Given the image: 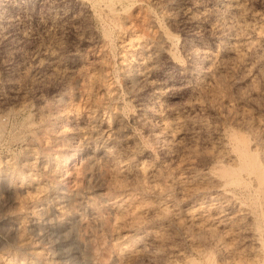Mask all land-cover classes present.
I'll use <instances>...</instances> for the list:
<instances>
[{"label": "rangeland", "instance_id": "rangeland-1", "mask_svg": "<svg viewBox=\"0 0 264 264\" xmlns=\"http://www.w3.org/2000/svg\"><path fill=\"white\" fill-rule=\"evenodd\" d=\"M263 38L264 0H0V264H224L175 221L261 210L220 182L235 146L260 162Z\"/></svg>", "mask_w": 264, "mask_h": 264}, {"label": "bare ground", "instance_id": "bare-ground-1", "mask_svg": "<svg viewBox=\"0 0 264 264\" xmlns=\"http://www.w3.org/2000/svg\"><path fill=\"white\" fill-rule=\"evenodd\" d=\"M229 3L231 1H228ZM234 2V1H233ZM80 3V2H79ZM100 3V2H99ZM237 3V2H235ZM83 4V3H82ZM239 4V3H237ZM96 5V3H95ZM99 5V4H98ZM103 5H105L103 3ZM108 5V4H107ZM230 5V4H229ZM233 5V4H231ZM101 6V5H100ZM112 6V5H111ZM235 6V5H234ZM239 6V5H238ZM237 6V7H238ZM241 6V5H240ZM106 8V5L104 6ZM232 7V6H231ZM96 8V7H95ZM98 8V6H97ZM96 8V9H97ZM100 9V8H99ZM113 9V8H112ZM120 9V8H118ZM118 9L117 10L118 12ZM234 9V7H233ZM241 9V8H240ZM239 9V10H240ZM105 10V9H101L100 11ZM108 10V8H107ZM229 10V9H228ZM114 13H116V11L112 10ZM184 11V10H183ZM186 11V9H185ZM236 11V10H235ZM241 11V10H240ZM106 12V11H105ZM181 12V11H180ZM189 12V11H188ZM104 13V11H103ZM110 13V12H109ZM112 13V12H111ZM119 13V12H118ZM117 13V14H118ZM105 14V13H104ZM113 14V13H112ZM112 14H109L110 16ZM93 15V14H92ZM114 15V14H113ZM112 15V16H113ZM116 15V14H115ZM189 15V14H188ZM186 17V16H185ZM194 19V18H193ZM259 30V29H258ZM261 33V32H260ZM260 35V34H259ZM138 36V35H136ZM139 37V36H138ZM262 37V36H261ZM137 38V37H136ZM168 38L169 36L166 35V33H160L159 34V42L162 44V48L161 50L164 51L163 48H165L168 44ZM133 39V38H132ZM139 40V38H137ZM142 39V38H140ZM264 39V38H263ZM262 39V40H263ZM140 41V40H139ZM170 41V40H169ZM134 41L131 42V40H129V43H127V45H129V47L131 46H135V44L133 43ZM260 42V41H259ZM136 43V42H135ZM138 43V42H137ZM140 44V43H139ZM234 44V43H233ZM145 46V45H144ZM127 48V47H126ZM232 48V47H231ZM131 49V48H129ZM128 50V49H127ZM126 50V51H127ZM148 50V49H147ZM230 50V49H229ZM235 49H233L234 51ZM247 50V49H246ZM51 51V50H50ZM208 51V50H207ZM223 51V50H222ZM52 52V51H51ZM128 52V51H127ZM131 52V51H130ZM209 52V51H208ZM242 53V52H241ZM246 53V51H245ZM204 55H208L206 54V52L203 51ZM214 54V53H213ZM240 54V53H238ZM152 54H148V59H150ZM236 55V54H235ZM241 55V54H240ZM146 56V57H147ZM160 56V55H159ZM211 56V55H210ZM209 56V57H210ZM208 57V58H209ZM214 57V56H213ZM129 58V57H128ZM127 58V60H128ZM125 59V58H124ZM213 59V58H212ZM242 60V59H241ZM54 61V60H53ZM144 61V60H143ZM130 62V61H128ZM139 62V61H138ZM200 62V61H199ZM213 62V61H211ZM46 63V62H45ZM45 63H42L45 64ZM50 63V62H49ZM46 63V65H49V67H54L53 65ZM218 63V62H217ZM45 65V66H46ZM51 65V66H50ZM149 66V64H147ZM147 65L142 66L143 68L141 69V71H139L137 73L138 77L140 78V80L144 81L147 78ZM214 65V64H213ZM57 66V65H56ZM126 66L128 67V71H129V67L128 63H126ZM48 67V66H47ZM134 67V66H133ZM137 68V67H136ZM54 69V68H52ZM131 69V68H130ZM127 70V69H126ZM58 72V71H57ZM130 72V71H129ZM60 75V74H59ZM127 75V74H126ZM149 79V78H148ZM135 81V80H134ZM82 82V81H81ZM148 82V81H147ZM136 83V82H135ZM131 86V85H130ZM144 87V86H143ZM163 89V88H162ZM78 91V90H77ZM157 93V92H156ZM156 99V98H155ZM154 99V100H155ZM153 100V99H152ZM163 102V101H162ZM73 104V103H72ZM71 104V105H72ZM78 105V104H77ZM73 107V106H72ZM75 108V107H73ZM78 108V107H76ZM79 110V109H78ZM77 112V111H76ZM67 114V113H66ZM93 114V113H92ZM162 122V121H161ZM190 122V121H189ZM108 123V122H107ZM103 121H99L97 122V127L101 129V127L103 126ZM109 124V123H108ZM162 124V123H161ZM202 124V123H201ZM256 124H257V128H256V132H258V134L263 133L264 134V122H262L260 119L256 120ZM72 125V124H71ZM74 126V125H72ZM110 126V125H109ZM118 126V125H117ZM169 126V125H168ZM108 127V126H107ZM82 128V127H80ZM166 128V127H165ZM162 129V128H161ZM255 129V128H253ZM167 130V129H166ZM65 131V130H64ZM89 131V130H88ZM170 131V130H169ZM172 131V130H171ZM170 131V132H171ZM108 132V131H107ZM87 132H83V134H85ZM92 130L89 131V134H92ZM105 133H103L104 135ZM170 135H172L171 133H168ZM82 135V134H81ZM102 135V136H103ZM75 136V135H74ZM83 136V135H82ZM87 136V134L85 135ZM105 138H108V136L105 134L104 135ZM131 136V135H130ZM77 138V136H76ZM93 138V137H92ZM158 138V137H157ZM167 138V137H165ZM173 139V138H171ZM169 140V139H168ZM106 140H104L105 142ZM240 143V142H239ZM78 144V143H77ZM103 144V143H102ZM101 145V144H100ZM127 145V144H126ZM261 145V146H260ZM260 162L256 161L255 158H253L252 155H249V153L247 152V150L245 149L244 145L241 143L240 146H235V148L238 151V156H237V162L235 163V166L231 168V172L228 173V171H225L227 174V178L225 177V180L223 183L220 182V186L221 184H227L230 185L232 184V186L234 185H239L241 187V184H244L247 186L248 183H250L251 185V190L254 193V198H255V204L259 205L261 210L259 208L258 209V213L256 212L255 209L247 207V205H245L243 202H238L235 201L234 199L232 200L231 197H233L232 195L229 196L225 193L221 195V193H219L221 196H219L218 199H216V204L214 206H204L202 204V200H201V205L199 204L197 207H188L184 210L183 212V216L181 214L180 217V221H175L177 222V224L185 229V230H189L191 229V231L193 232V234L195 235V237L198 239H196L197 242L204 240L205 238L208 239L207 241H211L213 244V247H215V251H217V253L225 258V263L224 264H264V141L262 144H260ZM78 146V145H77ZM82 146V145H81ZM89 147V145H88ZM92 147V146H91ZM128 147V146H127ZM179 147V146H178ZM92 149V148H90ZM36 151V150H35ZM107 149L106 147L103 148L102 152L107 153ZM34 152V151H33ZM130 152V150H129ZM37 153V152H36ZM209 153V152H208ZM216 153V152H215ZM217 153L219 154V152L217 151ZM33 155V154H32ZM107 155V154H106ZM224 155V154H223ZM210 156V155H209ZM6 158V156H5ZM6 160V159H5ZM14 160V159H13ZM118 160V159H116ZM24 163V162H23ZM54 164V163H53ZM141 164V163H140ZM143 165V164H142ZM142 165L137 167V170L141 172H144V168ZM50 166V165H49ZM56 167V166H55ZM34 168V167H33ZM189 169V168H188ZM134 170V169H133ZM194 171H191V173ZM205 174H202V176L199 177L200 181L202 180L205 184H203L202 186L204 187L203 189L207 188L205 187V185H210V181H212L211 175H209V173H206V171H204ZM212 172V171H211ZM57 173V172H56ZM90 173V172H89ZM145 173V172H144ZM151 175H152V170H151ZM155 173V172H154ZM153 173V174H154ZM143 174V173H142ZM149 174V173H148ZM158 174V173H157ZM94 175V174H93ZM197 174H190V177L193 178L195 177ZM200 175V174H199ZM220 175V174H219ZM141 176V175H140ZM226 176V175H225ZM189 177V176H188ZM11 178V177H10ZM198 178V177H197ZM186 179V178H185ZM195 179V178H194ZM214 179V178H213ZM223 179V178H222ZM197 180V179H196ZM216 179H214L215 181ZM157 181V180H156ZM187 181V180H186ZM218 181V180H217ZM223 181V180H222ZM189 182V181H188ZM156 183V182H155ZM201 183V182H200ZM230 183V184H228ZM214 184V183H213ZM212 184V185H213ZM217 184V183H216ZM200 185V184H199ZM212 185H210L209 188L212 187ZM224 185V186H225ZM226 185V186H227ZM155 186V185H154ZM198 186V185H197ZM200 186V188L202 187ZM218 186V184L216 185ZM215 186V187H216ZM223 186V185H222ZM187 187V186H186ZM248 187V186H247ZM196 188V187H195ZM218 188V187H216ZM223 188V187H222ZM226 188V187H225ZM224 189V188H223ZM243 189V188H242ZM246 189V188H245ZM186 190V189H185ZM195 190V189H194ZM213 190V189H212ZM247 190V189H246ZM219 191V190H218ZM232 191V190H231ZM244 191V190H243ZM188 192V191H187ZM186 192V194H187ZM191 192V191H190ZM197 192V191H196ZM236 192V191H235ZM229 193V192H228ZM251 193V192H249ZM252 193V194H253ZM215 194V191H214ZM217 194V193H216ZM231 194V193H230ZM209 195V194H208ZM235 195V194H233ZM246 195V194H245ZM211 196V195H209ZM252 196V195H251ZM182 197V196H181ZM236 197V196H235ZM186 198V197H185ZM188 198V197H187ZM213 198V197H211ZM217 198V197H216ZM209 199V197H208ZM214 200V198H213ZM212 200V201H213ZM254 200V199H252ZM204 201V200H203ZM209 201V200H208ZM211 201V202H212ZM243 201V200H242ZM256 201L258 203H256ZM206 203V202H204ZM210 203V202H209ZM244 205H243V204ZM198 204V203H197ZM207 204V203H206ZM209 205V204H207ZM211 205H213L211 203ZM168 206V205H167ZM204 208H201L203 207ZM258 207V206H257ZM33 211V210H32ZM183 211V210H182ZM37 212V211H36ZM177 212V210H176ZM175 216V214L173 215ZM213 217L215 218V223H210L209 219ZM212 218V219H213ZM174 219V218H172ZM176 220V219H175ZM209 221V222H208ZM175 224V223H174ZM175 224V225H177ZM173 226V225H172ZM178 227V226H176ZM179 227V228H180ZM190 231V230H189ZM187 232V231H186ZM185 232V233H186ZM192 234V233H191ZM190 235V234H189ZM191 236V235H190ZM28 237V236H27ZM188 237V235H187ZM193 236L190 237V239ZM201 237V238H200ZM29 238V237H28ZM194 239V238H193ZM192 239V240H193ZM191 241V240H190ZM206 241V240H204ZM203 241V242H204ZM202 242V241H201ZM201 242H199L201 244ZM199 244V245H200ZM204 244V243H203ZM210 244V243H209ZM202 245V244H201ZM205 245V244H204ZM145 249V248H140ZM198 249V248H197ZM141 252L140 250L138 251V253ZM180 252V250H179ZM178 252L179 255V261L177 260H172L170 261L168 264H187L186 260L187 259L185 257V259L180 255V253ZM148 253V252H147ZM177 253V252H176ZM152 254V253H151ZM155 254V253H154ZM176 256V254L174 255V257ZM151 257V256H150ZM45 259V258H44ZM154 259V258H153ZM172 259V258H171ZM178 259V256L177 258ZM49 260V259H48ZM169 260V259H168ZM164 262V261H163ZM223 262V261H222Z\"/></svg>", "mask_w": 264, "mask_h": 264}]
</instances>
